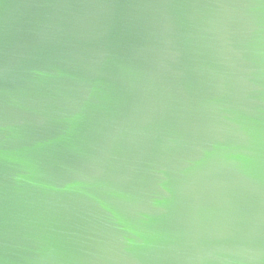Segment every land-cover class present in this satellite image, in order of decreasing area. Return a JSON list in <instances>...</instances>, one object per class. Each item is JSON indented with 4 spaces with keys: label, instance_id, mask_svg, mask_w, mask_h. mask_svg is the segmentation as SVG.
<instances>
[{
    "label": "water",
    "instance_id": "water-1",
    "mask_svg": "<svg viewBox=\"0 0 264 264\" xmlns=\"http://www.w3.org/2000/svg\"><path fill=\"white\" fill-rule=\"evenodd\" d=\"M0 264H264V0H0Z\"/></svg>",
    "mask_w": 264,
    "mask_h": 264
}]
</instances>
